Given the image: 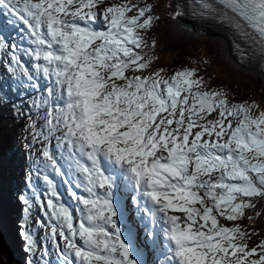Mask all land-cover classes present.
<instances>
[{
  "label": "snow or ice",
  "instance_id": "6c2138e0",
  "mask_svg": "<svg viewBox=\"0 0 264 264\" xmlns=\"http://www.w3.org/2000/svg\"><path fill=\"white\" fill-rule=\"evenodd\" d=\"M152 11L148 0H0V65L27 96L17 112L32 136L28 264H264V240L250 247L256 233L235 223L264 201V110L195 67L153 69ZM185 15L264 61V0H177L173 18Z\"/></svg>",
  "mask_w": 264,
  "mask_h": 264
},
{
  "label": "rangeland",
  "instance_id": "374dc122",
  "mask_svg": "<svg viewBox=\"0 0 264 264\" xmlns=\"http://www.w3.org/2000/svg\"><path fill=\"white\" fill-rule=\"evenodd\" d=\"M156 10L160 14V19L153 24L150 30L158 40V51L156 55H154L156 59L155 63L152 65L153 69L163 68L165 62L170 61L172 58L183 57L185 54H192V56L199 58V63L188 58L186 60L195 64L192 67L199 70V75L203 76L204 79L208 81L211 88L225 90L230 99L235 98V96L238 97L237 102L245 100L253 102V98L255 97L264 107L263 79L258 74L250 70H244L235 63L232 64V61L228 57L222 55L219 41L209 35L196 36L193 34L194 31L191 30V32H188L190 34V36H188L189 38L186 37L184 40H180L175 34L170 32L171 16L168 23V10H161L160 6H157ZM207 28L208 27H205V29ZM27 178L28 174L26 176V179ZM33 181L36 183L35 176L33 177ZM40 183L41 181L39 180V184ZM65 199H69L67 193H65ZM247 213L248 216L245 221L241 219L235 223L240 224L242 228L249 232L256 233L252 235L249 241V246L251 247L258 244L261 240H264V201L257 203L254 211L248 210ZM257 213H259V215H257ZM40 216L43 219V216ZM248 217H251V219ZM222 223L229 224L230 226L232 222L222 221ZM33 228H39L36 222ZM41 231L44 233L43 228H41ZM31 259V256L28 257L27 263ZM0 264H19L18 260L15 261L14 258L11 259L7 252H5V249L1 245V240Z\"/></svg>",
  "mask_w": 264,
  "mask_h": 264
},
{
  "label": "trees",
  "instance_id": "16d2710c",
  "mask_svg": "<svg viewBox=\"0 0 264 264\" xmlns=\"http://www.w3.org/2000/svg\"><path fill=\"white\" fill-rule=\"evenodd\" d=\"M191 56L192 54H185L183 57L175 58L177 61L172 59V61H169L167 63V68L170 70H177L179 68H176L175 65H179V63L184 62L183 58L186 56ZM199 59L194 58L195 62H198ZM6 68V66H4ZM1 69V68H0ZM0 76L2 77V82L0 84L3 85L2 90H0V162L2 163L3 167L6 169H10L6 163H4L3 159L6 157L5 152L7 151V145L4 141V137L7 135L15 136L14 127L18 129L20 133L25 132L24 127H22V124L24 123V118L19 116L17 112V106L21 104V98H25L26 96H17L16 95V88L17 83L15 82L14 78L11 76L10 73L0 72ZM9 89H12L15 91V95L12 96L9 93ZM263 110L262 108H259V111ZM27 125V124H26ZM26 125L25 128H26ZM26 134L30 132V130L26 129ZM4 148V149H3ZM32 148V147H31ZM31 150V149H29ZM1 166V165H0ZM0 172H3V170L0 169ZM4 176L7 178H10L9 174H6L3 172ZM3 183L5 186H8L12 189H14V185L11 183V180L8 181H1L0 184ZM1 186V185H0Z\"/></svg>",
  "mask_w": 264,
  "mask_h": 264
},
{
  "label": "bare ground",
  "instance_id": "6f19581e",
  "mask_svg": "<svg viewBox=\"0 0 264 264\" xmlns=\"http://www.w3.org/2000/svg\"><path fill=\"white\" fill-rule=\"evenodd\" d=\"M177 0H173V9L175 10V4H176ZM208 27L207 29L204 28V30H206V36L209 35L213 38H215V40L219 41V45L222 51V55L225 57H228L232 63L234 62V58L231 56V48H230V43L229 40L226 37L225 31H223L221 28L214 26V25H208L206 26ZM170 32L175 34V36L177 38H179L180 40H184L186 37L190 36V34L188 32H191L190 29L187 30H181L179 28V26H174L173 28L170 29ZM171 35V34H170ZM186 35V36H185ZM189 38V37H188ZM207 38V37H206ZM236 64V63H235ZM250 70H252L254 73L257 72V70L254 67L249 68ZM256 71V72H255ZM258 73V72H257ZM256 73V74H257ZM259 76L264 79V76L262 74H259ZM263 88H264V81H263ZM5 252H7L8 256L11 259H15L18 260L20 259V256L17 255L16 253H11L7 247H4ZM32 258V257H31Z\"/></svg>",
  "mask_w": 264,
  "mask_h": 264
},
{
  "label": "water",
  "instance_id": "95a60500",
  "mask_svg": "<svg viewBox=\"0 0 264 264\" xmlns=\"http://www.w3.org/2000/svg\"><path fill=\"white\" fill-rule=\"evenodd\" d=\"M175 25H177V22L172 21V27H174Z\"/></svg>",
  "mask_w": 264,
  "mask_h": 264
}]
</instances>
